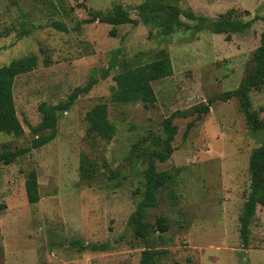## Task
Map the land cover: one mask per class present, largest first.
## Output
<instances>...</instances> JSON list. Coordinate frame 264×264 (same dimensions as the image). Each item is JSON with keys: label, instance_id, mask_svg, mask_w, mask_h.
<instances>
[{"label": "rangeland", "instance_id": "rangeland-1", "mask_svg": "<svg viewBox=\"0 0 264 264\" xmlns=\"http://www.w3.org/2000/svg\"><path fill=\"white\" fill-rule=\"evenodd\" d=\"M116 6L136 24L85 22ZM174 9L181 13L169 24ZM263 15L264 0H0V67L29 55L38 60L35 70L14 80L23 132L0 133V153L30 147L40 103L63 102L91 74L96 79L58 113L52 141L0 163V202L6 204L0 264H139L145 249L165 252L156 264H264V208L256 209L246 247L239 234L249 157L264 138V86L249 93L260 130L247 124L238 98L220 100L252 71L264 22L214 34L199 21ZM161 51L172 74L152 82L155 101L111 102L113 77ZM210 100L208 112H200ZM99 103L116 128L108 141L86 132L85 113ZM168 118L176 126L173 152L155 165L170 179L159 187L156 207L147 210L149 235L142 239L128 220L142 199L152 154L164 150ZM83 154L99 169L90 182L79 180ZM31 170L40 196L33 205L24 189ZM110 174L116 178L110 181Z\"/></svg>", "mask_w": 264, "mask_h": 264}, {"label": "trees", "instance_id": "trees-1", "mask_svg": "<svg viewBox=\"0 0 264 264\" xmlns=\"http://www.w3.org/2000/svg\"><path fill=\"white\" fill-rule=\"evenodd\" d=\"M85 1V0H84ZM177 9L169 13L167 23H172L176 15H179ZM188 19H195L193 14L187 15ZM149 18L147 17L146 21ZM103 23L107 25H125L136 24L125 10L116 6L108 16L98 19L90 17L85 20L86 23ZM201 23H206L207 28L214 34L240 33L249 29L255 21H263L262 17H255L250 21L243 22L237 19H229L221 16L218 20L207 21L200 18ZM254 67L248 73L242 84L233 92L220 98L222 101H228L233 97L238 98L239 107L244 115L247 124L253 129L260 130L262 124L258 121V115L250 110L249 93L253 89L264 86V31L260 34V44L253 53ZM38 60L35 55H29L9 64L0 67V133L6 135L20 136L23 132L22 126L17 118L15 104L13 101V84L17 76L32 72L36 69ZM44 67L49 66V62L43 63ZM172 69L170 60L165 51H161L158 57L149 63L139 65L133 68H124L114 77L115 87L112 89L110 100L118 104L146 103L151 104L155 101V94L152 89V82L171 76ZM96 79L93 74L84 87L72 91L67 100L55 105L42 102L38 105L37 111L40 114V122L31 132L35 135L28 149H21L17 153H0V163L7 162L9 157H16L29 149H37L52 141L56 135L58 113L66 111L78 95L88 92ZM219 99V98H218ZM213 100L207 105L199 108V111L206 113L209 110ZM85 122L87 123V135L100 138L101 140H111L116 132L115 126L108 120L107 107L103 103L94 105L85 113ZM166 139L164 141V150L154 152L149 160L147 170L144 173V192L142 199L138 202L135 211L130 215L128 223L133 225L134 230L142 239L149 235V226L144 222L147 210L157 205V191L160 186L166 183L170 176L167 172H157L155 160L166 161L172 154L171 143L176 133V126L171 123V118L164 122ZM248 169L250 175V185L246 200L239 215V234L244 247L248 245L249 225L258 207L264 208V138L259 147L254 149L249 157ZM98 166L90 161L86 155H81L79 161L78 176L81 182H90L98 176ZM116 176L110 174L108 179L111 181ZM117 185V183L115 184ZM25 196L27 203L36 204L39 199L37 175L35 170L28 172L24 182ZM6 210V204L0 202V213ZM164 251H154L145 249L141 252L139 264H156L158 257H161Z\"/></svg>", "mask_w": 264, "mask_h": 264}]
</instances>
